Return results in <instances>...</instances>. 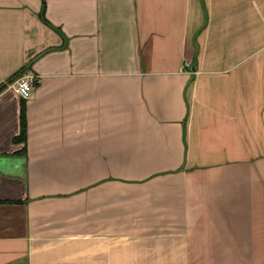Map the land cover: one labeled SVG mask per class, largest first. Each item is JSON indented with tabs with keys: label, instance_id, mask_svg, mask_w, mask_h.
Listing matches in <instances>:
<instances>
[{
	"label": "crops",
	"instance_id": "1",
	"mask_svg": "<svg viewBox=\"0 0 264 264\" xmlns=\"http://www.w3.org/2000/svg\"><path fill=\"white\" fill-rule=\"evenodd\" d=\"M41 8L0 0V264H264V0Z\"/></svg>",
	"mask_w": 264,
	"mask_h": 264
},
{
	"label": "built area",
	"instance_id": "2",
	"mask_svg": "<svg viewBox=\"0 0 264 264\" xmlns=\"http://www.w3.org/2000/svg\"><path fill=\"white\" fill-rule=\"evenodd\" d=\"M34 76L28 73H23L21 76L17 77L14 83V91L17 95L25 100L29 98L34 83Z\"/></svg>",
	"mask_w": 264,
	"mask_h": 264
},
{
	"label": "trees",
	"instance_id": "3",
	"mask_svg": "<svg viewBox=\"0 0 264 264\" xmlns=\"http://www.w3.org/2000/svg\"><path fill=\"white\" fill-rule=\"evenodd\" d=\"M44 7H45V0H42V8H41V17H43V11H44ZM25 71L22 70L17 77L21 76L22 73H24ZM26 139V118H25V110H24V106L22 105L21 107V111H20V134L17 137V141L18 142H22L24 143ZM25 149H22V152H24Z\"/></svg>",
	"mask_w": 264,
	"mask_h": 264
},
{
	"label": "rangeland",
	"instance_id": "4",
	"mask_svg": "<svg viewBox=\"0 0 264 264\" xmlns=\"http://www.w3.org/2000/svg\"><path fill=\"white\" fill-rule=\"evenodd\" d=\"M24 73H26V72H24ZM22 74H23V73H22ZM32 75H33V74H32ZM33 76H34V75H33ZM34 78H35V77H34ZM214 253H215V252L212 251V252H211V255L214 256ZM243 253H244V251H243ZM244 258H245V257L239 259V263H240V264H247V263H246V259H244Z\"/></svg>",
	"mask_w": 264,
	"mask_h": 264
}]
</instances>
